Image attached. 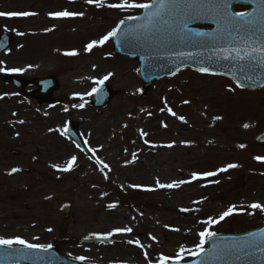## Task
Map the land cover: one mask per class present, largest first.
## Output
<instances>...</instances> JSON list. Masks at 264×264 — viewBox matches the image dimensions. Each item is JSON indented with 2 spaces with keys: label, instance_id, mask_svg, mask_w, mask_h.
<instances>
[{
  "label": "rangeland",
  "instance_id": "rangeland-1",
  "mask_svg": "<svg viewBox=\"0 0 264 264\" xmlns=\"http://www.w3.org/2000/svg\"><path fill=\"white\" fill-rule=\"evenodd\" d=\"M118 2L101 0L96 7L86 0H0V12L36 13L0 17V33L15 37L11 50L0 56V68L26 79L52 75L59 84L54 96L66 98L57 108L41 105L35 113L30 102L25 103L0 80V237L54 244L62 228L59 208L64 202L71 203L74 220L99 212L92 217L98 216L100 226L132 229L113 232L114 241L138 240L139 245L132 244L144 245L160 256L175 257L181 246L195 251L198 233L205 228L216 233L259 227L264 211L248 205H264V160L254 159L264 157V146L254 141L264 130V89L244 91L221 76L187 70L144 94L137 61L117 56L112 40L84 50L121 19L139 12L108 7ZM64 10L84 15H48ZM72 50L78 54L65 55ZM13 68L23 71H9ZM108 73L113 75L104 82L117 93L110 105L98 114H92L88 106L73 107L87 102V93ZM29 111L39 119L29 118ZM68 119L81 123L82 136L98 133L104 138L103 144L99 142L100 156L108 165L106 182L71 148L63 128ZM241 144L245 147H238ZM11 149L21 155L10 154ZM73 156L77 159L70 171L52 167H66ZM227 164L239 167L217 172ZM15 167L24 173L10 176ZM194 172L217 174L193 180ZM157 180L161 184L188 182L159 188ZM131 202L134 213L126 209ZM109 204L116 207L109 208ZM229 205L237 206L232 215L216 224L203 223L209 217L218 218ZM183 208L188 213L182 217L178 210ZM83 229H72L71 235L81 236ZM41 235L44 240L39 239ZM192 256L185 252L182 260Z\"/></svg>",
  "mask_w": 264,
  "mask_h": 264
},
{
  "label": "water",
  "instance_id": "water-1",
  "mask_svg": "<svg viewBox=\"0 0 264 264\" xmlns=\"http://www.w3.org/2000/svg\"><path fill=\"white\" fill-rule=\"evenodd\" d=\"M248 6L250 12L253 9H259L261 5L259 2L248 3L246 0H233V10L235 6ZM145 10L140 9V13L134 16H143ZM126 20V19H123ZM139 21L126 20L121 29H127L130 26L139 24ZM190 28L196 31L212 32L216 29L210 19L197 20L189 25ZM113 41V50L121 57L130 60L138 61L139 78L143 82V92L150 93L154 88L156 82L167 77H172L177 72L183 69H192L200 72L199 68L207 67L210 69L208 73L213 75H222L237 85L243 83L245 89L257 90L264 86V68L257 67L253 71L249 67V62L233 61L218 59L213 52V47H227L225 41L217 44H208L203 47L199 46L196 41H181L176 39H169L165 31L157 33L153 37V42L145 43L142 39L130 37L127 43L120 41L117 38H111ZM13 37L6 33H0V55L8 51L13 45ZM180 53L191 54L180 55ZM174 73V74H173ZM202 73V72H200ZM246 75H251L255 79V83L251 81L246 82ZM0 78L7 84L15 88L18 94L24 97H33L39 99L40 102H50L55 105L59 101L52 98L51 93L58 88L56 79L53 76L37 77L31 81L25 80L20 76H14L7 71L0 73ZM28 84L36 86L34 92H25ZM99 91L93 93L90 105L97 109H102L107 106L116 94L111 90L109 85L103 83L98 86ZM241 88V87H239ZM77 127L71 122L66 126V133L74 138L76 144L82 148L81 140L78 136ZM255 141L264 145V132L258 134ZM84 151H89L84 148ZM90 154V153H89ZM13 175L19 174L20 171L10 172ZM65 218L70 216V204L64 203L60 208ZM181 216L186 214L183 209L179 212ZM110 238L87 237L80 240V243H98L109 241ZM245 242H254L259 247H249L241 251L239 246ZM215 245V247H214ZM230 249V251H226ZM0 264H85L81 260L73 259L69 256H64L58 252L56 246L47 250L42 249H28L20 246H6L0 245ZM168 264H177L176 261ZM179 264H264V221L259 228L250 229L247 232L227 235H216L214 238L207 240V247L204 252H200L193 260L179 262Z\"/></svg>",
  "mask_w": 264,
  "mask_h": 264
},
{
  "label": "snow or ice",
  "instance_id": "snow-or-ice-1",
  "mask_svg": "<svg viewBox=\"0 0 264 264\" xmlns=\"http://www.w3.org/2000/svg\"><path fill=\"white\" fill-rule=\"evenodd\" d=\"M248 3L259 2L261 7L259 9H253L250 12L246 11H234L233 10V0H148V2L138 3L136 0H120L118 3L109 4L108 7L127 10V9H142L145 10L143 16H128L126 20L130 21H139L140 23L135 26H130L127 29H121V25L126 23V20H120L114 28L108 31L105 35L101 36L98 40H92L85 46V51H91L97 45H103L110 38H117L122 42L127 43L130 37H136L137 39H142L145 43L153 42V37L165 31L168 34L169 39H176L181 41H196L199 46L203 47L210 43L217 44L221 41L227 43V47H213V52L217 55L218 59L233 60V61H246L249 62V67L255 71L257 67L264 68V0H246ZM88 4H95L96 7L101 6V0H86ZM36 15L33 12H0V17H28ZM54 18H65V17H75L83 16L82 12H71V11H59V12H50L48 14ZM210 19L214 24H216V29L212 32H203L196 31L189 27V25L197 20ZM45 31H51V29H45ZM23 35V33H18ZM76 50L66 52L65 55L74 56L77 55ZM180 55H188L186 53H180ZM0 71H4L3 68H0ZM11 72H22L23 69L13 68L9 69ZM199 71L202 73H208L210 71L207 67L199 68ZM174 74V73H173ZM112 73H108L103 79L96 81L97 87H93L87 95L91 96L93 93H97L99 85L103 84ZM245 81H251L255 83V79L251 75H246ZM237 87H244L243 83H237ZM74 95H80L79 93H74ZM183 103H189L188 100L183 101ZM84 103L75 104V108H83ZM171 115L176 116V113L167 109ZM67 111V108H65ZM163 111V109H162ZM181 121H184V117H177ZM215 119L219 120L221 117H216ZM23 121H21L22 123ZM166 126V125H165ZM243 127H249L248 124L243 125ZM51 131V129H50ZM141 135H146V133L141 132ZM167 147H172V144L166 145ZM238 147L244 148L245 145L241 144ZM135 156V154H134ZM76 157L73 156L67 162V166L61 168L59 165H52V167L57 170L70 171ZM256 160H264V157H254ZM108 165L104 164V168H107ZM239 167L237 164H227L224 168L218 169L217 172L227 171L228 169ZM12 172L18 171L16 168L11 170ZM217 172H205L202 174L192 173V179L195 180L198 176H215ZM188 181H173L169 184H161L157 180V187L159 188H173L179 187L183 183ZM133 187H140L139 185H133ZM152 190V189H148ZM109 208L116 207L115 204H109ZM251 209H260L264 211V205L253 202L248 205ZM236 205H229L228 208L220 213L218 218L209 217L203 223L207 225H212L219 223L224 220L226 217L233 214L236 211ZM242 210V209H241ZM251 214V213H249ZM52 231V229H48ZM131 228H116L113 229V232H131ZM112 235V233H108ZM200 241L195 245V251L187 250L183 246L179 248L174 258L168 256H161L158 264H168V261L174 259L177 264L182 260L183 254L188 252L191 255H198L200 252H204V244L207 240L214 238L217 234L215 232L209 231L205 228L203 231L198 233ZM155 239V237H152ZM128 243H136L137 245L140 242L129 240ZM13 244L22 245L24 248L28 249H42L47 250L52 247L51 244L41 245V244H32L26 240L17 237L4 238L0 237V245L11 246ZM259 247L255 245L254 242H245L240 245L239 248L241 251L246 250L249 247ZM215 247V245H214ZM230 251V249H226ZM79 260H85L86 257H77ZM151 264V262H149Z\"/></svg>",
  "mask_w": 264,
  "mask_h": 264
},
{
  "label": "flooded vegetation",
  "instance_id": "flooded-vegetation-1",
  "mask_svg": "<svg viewBox=\"0 0 264 264\" xmlns=\"http://www.w3.org/2000/svg\"><path fill=\"white\" fill-rule=\"evenodd\" d=\"M15 18V17H14ZM33 77L29 78L32 79ZM11 87V86H10ZM13 87H11L12 89ZM27 89L29 91H34L35 87L32 85H28ZM25 103L30 102V104L33 106V108L36 112L37 107L41 105H47V104H42L40 103L39 100L32 99V98H24L21 97ZM60 100V104L55 106L56 108L60 106L62 103H66V98H63ZM85 106H88V108L91 109L92 114H98L103 110H96L95 108H91L90 105H88V101L84 103ZM30 115L29 118L34 117L36 119H39L36 117V114L33 112L29 111ZM31 120V119H30ZM76 123V126L78 127V130H81V123ZM66 137V136H65ZM69 140V144L71 148L75 149L79 155L82 156V159H86L89 163L90 170L92 171H98L100 172L105 179H107V168H104V164L106 163L104 159L100 156V151H101V144H100V139L101 143L103 144V137H99L98 133L91 134V135H81V138L85 141L86 145L90 150L92 151L93 155L95 156V161L91 160L88 158V156L82 152H80L79 149H77L71 141L70 138L66 137ZM10 154H13L15 157H19L20 151L13 149V151L9 150ZM32 161L34 164H36L38 161L36 160V157L34 156L32 158ZM16 168V167H15ZM23 171V169H22ZM27 174L30 173V170H26ZM44 172V171H43ZM104 172L106 173L104 175ZM22 174V173H21ZM109 182V181H107ZM89 185H92L88 183ZM87 185V183H85ZM134 202H131L127 207V211H131L134 213L136 211L134 208ZM99 212L97 213H87L86 215H82V219L80 220H74V215L72 214L68 219H65V221L60 220V225H62L61 231H60V236H58L54 240V244L51 243V245H56L58 247V250L63 253L65 256H69L73 259L77 260V257H86L85 260L83 261L85 264H158V261L160 259V255L156 254L155 251H151L150 249H147L144 245L141 246H136L134 244H128L124 242L118 243L117 241H114V233L113 229H116L115 227H102L98 223V215ZM93 215H98L96 217H92ZM81 214L79 215V217ZM95 226H98V228H95ZM75 227V228H72ZM78 227L84 228L83 229V234L81 236H72L71 232L72 229H76ZM108 233H112V235H108ZM107 236L110 237L111 239L109 242H100L98 244H82L80 243L81 238H86L87 236ZM114 235V236H113ZM44 240V236H40L39 239ZM35 244V243H34ZM50 243H47L45 245H48ZM16 245V244H15ZM44 245V244H42ZM103 251V252H101ZM149 252V253H148ZM163 256H168V254H163ZM169 257V256H168ZM100 259V260H99ZM79 260V259H78Z\"/></svg>",
  "mask_w": 264,
  "mask_h": 264
}]
</instances>
